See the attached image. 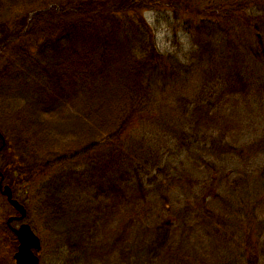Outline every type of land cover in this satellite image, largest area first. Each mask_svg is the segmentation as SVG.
Masks as SVG:
<instances>
[{"label":"trees","instance_id":"obj_1","mask_svg":"<svg viewBox=\"0 0 264 264\" xmlns=\"http://www.w3.org/2000/svg\"><path fill=\"white\" fill-rule=\"evenodd\" d=\"M23 2L0 0V19L13 10L28 35L2 68L0 115L31 152L0 169L15 197L28 183L61 264H232L241 246L263 263L264 246L228 222L264 230V200L247 197L264 191V138L232 119L258 76L264 89V0H41L17 13ZM149 10L172 12L192 40L162 49ZM198 142L211 161L173 163Z\"/></svg>","mask_w":264,"mask_h":264},{"label":"rangeland","instance_id":"obj_2","mask_svg":"<svg viewBox=\"0 0 264 264\" xmlns=\"http://www.w3.org/2000/svg\"><path fill=\"white\" fill-rule=\"evenodd\" d=\"M34 1L40 2L41 0H25V2H23V4H20L21 6L18 8H15V10H19V12L17 13L21 14V13H24L25 9L28 6V12H33L32 9L34 10L38 9V7H36V3H33ZM9 12L10 13L8 12L6 13L5 17H2L0 19V21L6 22V23L0 22V29L8 32L7 34H9L10 32L14 33V35L11 36V39L13 40V42L9 43V39L4 41L2 40V37L0 36V44L2 43V45L7 46V51L6 52L3 51V53L0 54V72L2 71L3 66L7 62L13 60V57L15 56L16 53L12 54V52L18 51L19 47L16 49H13V46H15L17 43H21L23 44V46H25V48H27V45H28L26 44L28 35H23L20 38H18V35L21 34V31L17 33L18 30L13 29L10 26L11 22L14 20L15 12H13V10H10ZM19 17L20 15L16 16V18H19ZM145 17L148 23L153 26L155 33H156V40L162 49H167L170 47L173 48L178 43H182V45H185V44H188V42L192 40L190 35L186 33V31L183 29V26L178 24V22L175 21L174 14L172 12L163 11L162 13L159 14V13H155L154 10H149L145 13ZM54 33L55 35H58V30H55ZM23 34H27V33H23ZM41 36H43V34L39 35V37L37 36V39L38 38L40 39ZM248 36H249V33L246 31L244 33V37H248ZM17 38L19 40L15 41ZM259 79H260V76L256 78L254 85L251 88L252 91H254V95H252L251 104L247 105L246 101L242 102L244 115H236L232 119H243L246 122L250 120L251 121L250 123H253L254 127L258 128V134L256 137H258L259 134H261L260 137L264 138V114L260 112V103H264V89L262 87H259L257 83L259 82ZM257 88H262L263 91L257 90ZM3 89L5 91L10 90L7 88H3ZM15 100H19V98H15L13 101ZM14 104L19 105L20 101H15ZM229 119L230 118H227L224 122L220 120V122L224 126H226L223 134H225L226 136L225 138L228 140L238 141L239 138L234 137L235 133L237 132V129L236 127H234L233 123ZM14 126H15L14 121L8 118H5L3 115H0V131H2V133L6 136L7 141H8L6 149H4L3 151H0V168L1 167L5 168L7 165L12 164V161H11L12 157L10 155H12L14 160L18 162V160H23L25 158L28 160L27 154L31 152L30 149H28V147H24L22 144L20 145L19 144L20 141L16 140V138H18V134L16 133V128ZM143 134H144V131L142 130V127H138L134 131V135L137 138H141ZM148 136L150 137V135ZM248 140L251 141L252 139L248 138ZM240 152L241 150H239V153ZM238 156H241L243 159L246 158V155L244 154L242 155L238 154ZM188 157L192 158L193 161H195V159H198V158L204 161L208 160V162L211 161L210 157H208L205 154L204 148L202 149L200 142H198V144L195 143L190 149H187L182 155H180V158L178 160L176 159L173 160V163L179 165L180 162L184 158H188ZM247 160L249 161L250 159H246L244 161H247ZM13 168L14 167L12 165V167L9 170H6V173L9 174L8 175L9 180H12L13 176L16 175V172ZM187 170L188 168L186 166L184 169V172ZM172 176L174 177V179L172 178ZM172 176L169 180L171 182H168V183H174L177 180L178 177L176 175L172 174ZM4 181H5L4 184H8L9 186H11V184L6 180V178L4 179ZM26 185L23 186V184H21L20 189H17L16 187V194H17L16 197L17 198L19 197V200L25 204L28 210V214L25 220L20 221V222H15V226L19 227V225L24 222H27L30 225L34 224L37 230H35L34 228L33 230L40 236L42 245H43L42 250L39 253L40 260H41L40 264H61L62 257H60L59 253L58 254L51 253V251H54L56 249V248L54 249V247L59 242L58 238L55 240L54 239L55 236H53L51 233H49V231L46 230V224L43 220L44 217L40 213L38 202L37 200L33 201L32 199H28V196H29L28 183ZM263 192L264 191L262 189L256 187L255 196L248 195L247 197L250 202L257 200V198L258 200L263 201L264 200V196H262ZM175 193L177 195V192ZM178 198H179V201L181 202V201L186 200L187 196L183 194V195H179ZM212 198L213 197H209L208 198L209 201ZM238 203L239 201L235 202V205L232 206V209L235 212H237L236 209L239 207ZM242 204L243 203H241L240 207L242 206ZM180 205L181 206L185 205V203L183 204L180 203ZM16 214H18L17 210L13 209V206L8 202L7 197L2 195L0 192V264H15V260L13 256L18 249V242H17V239L14 238L15 234L12 233L13 235H11L10 233H8V230H6V221L8 217L14 216ZM240 219L241 217H239L238 213H233V215L229 217V220H230V222H228L229 228L234 229L238 227L239 229H242L239 233V237H242V239L240 240L245 241V240L250 239L252 243L255 244L252 238V236H254V239L258 240L261 246H264V230L261 234L262 236L259 234L258 231H256L259 228H261V226L257 224L255 226V230H253L251 229L252 227V223H251L250 225H247V227L249 228L243 227L244 228L243 230V228L240 227L241 226ZM245 219L247 220V218ZM251 258L252 257L250 255V249L246 253V249L243 246H241L239 251H237V256L236 257L232 256L229 261L232 264H253L254 262L248 263L249 260H252ZM65 259L66 261H68V258H65ZM69 263L72 264L71 262ZM259 264H264V260H263V263L259 262Z\"/></svg>","mask_w":264,"mask_h":264},{"label":"water","instance_id":"obj_3","mask_svg":"<svg viewBox=\"0 0 264 264\" xmlns=\"http://www.w3.org/2000/svg\"><path fill=\"white\" fill-rule=\"evenodd\" d=\"M0 138H3L0 132ZM1 174V171H0ZM0 188L2 194L6 195L10 204L16 208L19 212V216H11L8 219V224H11L14 220H23L26 217V208L17 199L13 197L12 189L9 185H4L0 183ZM13 230L18 238L19 245L18 250L14 254V260L16 264H39L40 258L38 253L42 248L41 239L33 231L28 223H23L19 228H14Z\"/></svg>","mask_w":264,"mask_h":264},{"label":"flooded vegetation","instance_id":"obj_4","mask_svg":"<svg viewBox=\"0 0 264 264\" xmlns=\"http://www.w3.org/2000/svg\"><path fill=\"white\" fill-rule=\"evenodd\" d=\"M0 74L2 75V76H1V78H2L3 76L5 77L7 73H6V71L2 70V71L0 72ZM9 74H11V73H9ZM18 214H19V213H18ZM18 214H16V215H18ZM17 221H18V220L13 221L12 226L15 227V222H17ZM12 229H13V228H12Z\"/></svg>","mask_w":264,"mask_h":264}]
</instances>
